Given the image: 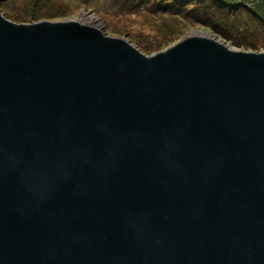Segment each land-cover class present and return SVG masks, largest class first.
Returning <instances> with one entry per match:
<instances>
[{
    "label": "water",
    "instance_id": "obj_1",
    "mask_svg": "<svg viewBox=\"0 0 264 264\" xmlns=\"http://www.w3.org/2000/svg\"><path fill=\"white\" fill-rule=\"evenodd\" d=\"M142 51L0 9V264H264V51Z\"/></svg>",
    "mask_w": 264,
    "mask_h": 264
},
{
    "label": "rangeland",
    "instance_id": "obj_2",
    "mask_svg": "<svg viewBox=\"0 0 264 264\" xmlns=\"http://www.w3.org/2000/svg\"><path fill=\"white\" fill-rule=\"evenodd\" d=\"M216 2H222L224 10L232 13L228 14L230 23H226V27H232L230 38L216 32L208 18L204 24L197 20L201 26L186 25L173 17L158 18L146 11L129 14L110 0H0V9L4 19L29 25L67 22L101 27V39H127L130 48L143 50V57L164 52L195 33L217 39L218 44H229V50L264 51V0ZM115 4L122 8L120 2Z\"/></svg>",
    "mask_w": 264,
    "mask_h": 264
},
{
    "label": "trees",
    "instance_id": "obj_3",
    "mask_svg": "<svg viewBox=\"0 0 264 264\" xmlns=\"http://www.w3.org/2000/svg\"><path fill=\"white\" fill-rule=\"evenodd\" d=\"M116 1L120 2L122 8L118 4H115ZM207 1H211L212 3L202 5V3H206ZM216 1L218 0H110L120 10L123 9L129 14L146 11L158 18L159 16L173 17L176 21L186 25L200 24L197 22L198 19L199 22L204 24V20L208 18L211 20L210 24L216 32L230 38L233 33L231 31L232 27H226V23L230 20L228 14L232 13H229L230 11L226 12L223 6H221L223 5L222 2H219L221 5H218ZM223 1L226 3V0ZM204 10L208 11L211 15L207 16Z\"/></svg>",
    "mask_w": 264,
    "mask_h": 264
},
{
    "label": "bare ground",
    "instance_id": "obj_4",
    "mask_svg": "<svg viewBox=\"0 0 264 264\" xmlns=\"http://www.w3.org/2000/svg\"><path fill=\"white\" fill-rule=\"evenodd\" d=\"M203 36H204L203 33H195L194 35H192V37H200V38H203Z\"/></svg>",
    "mask_w": 264,
    "mask_h": 264
}]
</instances>
